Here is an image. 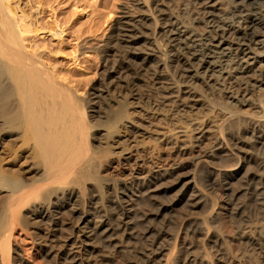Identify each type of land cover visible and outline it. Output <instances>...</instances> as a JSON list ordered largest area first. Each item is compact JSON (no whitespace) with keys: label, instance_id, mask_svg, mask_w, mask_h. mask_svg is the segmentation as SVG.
Listing matches in <instances>:
<instances>
[{"label":"bare ground","instance_id":"bare-ground-1","mask_svg":"<svg viewBox=\"0 0 264 264\" xmlns=\"http://www.w3.org/2000/svg\"><path fill=\"white\" fill-rule=\"evenodd\" d=\"M150 1L114 21L84 94L34 48L63 29L0 0V264H264V0ZM117 55L132 86L153 70L159 121L182 118L159 159L126 120L136 89L111 95ZM224 84L241 92L212 100Z\"/></svg>","mask_w":264,"mask_h":264},{"label":"rangeland","instance_id":"rangeland-1","mask_svg":"<svg viewBox=\"0 0 264 264\" xmlns=\"http://www.w3.org/2000/svg\"><path fill=\"white\" fill-rule=\"evenodd\" d=\"M17 2L21 7L25 6V11L29 14H36L37 16H34H36L39 24L47 27L50 23H54L58 25L57 27L63 29L61 42L47 33L45 36L34 37L33 43L36 44L34 48L38 52H43L42 54L56 67L65 71L81 72L78 78L86 83V86L84 85L85 87L83 86L82 89L84 94L86 90L88 91L91 88L89 86L95 87L99 83L100 75L107 67L106 57L98 49L108 39L112 24L120 17L123 11H133L131 0H29L28 4L25 3L26 0H17ZM145 2L149 4L151 1L145 0ZM37 6L39 8L38 11H36ZM78 7L84 8L88 13L85 16H80L77 13ZM191 8L190 4H186L184 7L181 5L178 12L180 15H185ZM32 10L35 12L33 13ZM80 52L84 53L80 54ZM113 61L117 73L118 71L123 72L122 76L127 81L128 86H121L111 91V95L125 96L128 99L129 89L133 87L136 89L135 91L139 98L138 100H133L134 103L127 106L128 118L126 120L145 132L143 136L136 137V140L143 146H154L155 153L159 159V153L168 145L163 144L162 141L154 140V138L171 133L170 128L182 125V118L169 112L165 114L169 125L165 124V121H159L160 116L155 109L159 108L162 91L157 88L159 84H156L153 70H148L143 75L139 73L142 80L136 86H132L129 81L133 79L136 73L129 69L131 67L128 56L117 55ZM223 87L209 97L214 101H219L225 100L226 93L238 95L241 92L235 84H224ZM103 101L100 100L97 105L104 106ZM241 108L246 110L248 106ZM203 113L199 112L198 115H203ZM121 128L122 125L116 128L119 136L126 134ZM24 252L27 256L39 260L37 249L25 246Z\"/></svg>","mask_w":264,"mask_h":264}]
</instances>
